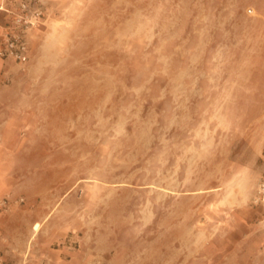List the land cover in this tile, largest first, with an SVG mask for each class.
Masks as SVG:
<instances>
[{"label": "rangeland", "instance_id": "obj_1", "mask_svg": "<svg viewBox=\"0 0 264 264\" xmlns=\"http://www.w3.org/2000/svg\"><path fill=\"white\" fill-rule=\"evenodd\" d=\"M42 2L30 61L0 78L7 257L69 244L86 264H248L264 0Z\"/></svg>", "mask_w": 264, "mask_h": 264}, {"label": "crops", "instance_id": "obj_2", "mask_svg": "<svg viewBox=\"0 0 264 264\" xmlns=\"http://www.w3.org/2000/svg\"><path fill=\"white\" fill-rule=\"evenodd\" d=\"M18 0H0V39L7 21V10L17 8ZM10 61H5L0 57V78L6 74V69ZM1 200V199H0ZM256 210L249 208L248 215V264H264V221L255 218ZM4 222L3 215H0V223ZM0 252H3L6 264H86L90 261L78 259V255L72 251L68 244L62 249L53 248L48 254L41 256L26 257L25 259L17 256L16 258L7 257L11 254L6 250V245L2 243L0 237ZM1 256V254H0Z\"/></svg>", "mask_w": 264, "mask_h": 264}, {"label": "built area", "instance_id": "obj_3", "mask_svg": "<svg viewBox=\"0 0 264 264\" xmlns=\"http://www.w3.org/2000/svg\"><path fill=\"white\" fill-rule=\"evenodd\" d=\"M6 13L7 21L0 39V57L25 65L30 61L29 32L45 24L47 9L42 0H18L17 8ZM8 206L7 198L0 200V209ZM0 264H6L3 256H0Z\"/></svg>", "mask_w": 264, "mask_h": 264}]
</instances>
